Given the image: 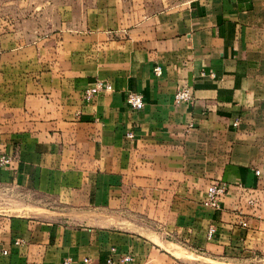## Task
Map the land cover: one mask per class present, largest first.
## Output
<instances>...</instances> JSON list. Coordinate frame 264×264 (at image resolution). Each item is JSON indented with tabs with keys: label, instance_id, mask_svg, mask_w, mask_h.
I'll list each match as a JSON object with an SVG mask.
<instances>
[{
	"label": "crops",
	"instance_id": "0c3cea01",
	"mask_svg": "<svg viewBox=\"0 0 264 264\" xmlns=\"http://www.w3.org/2000/svg\"><path fill=\"white\" fill-rule=\"evenodd\" d=\"M27 36L0 39V187L57 205L0 212V264H264V0H79Z\"/></svg>",
	"mask_w": 264,
	"mask_h": 264
},
{
	"label": "rangeland",
	"instance_id": "374dc122",
	"mask_svg": "<svg viewBox=\"0 0 264 264\" xmlns=\"http://www.w3.org/2000/svg\"><path fill=\"white\" fill-rule=\"evenodd\" d=\"M79 0H0V39L7 41L9 36L16 35L20 41H26L32 29L40 28L55 16L56 9ZM38 203L45 207L56 208L55 202L45 195L30 193L21 188L7 189L0 187V212L4 213H26L33 214L34 210L29 204ZM55 206V207H54ZM57 208H60L58 206ZM135 224V222H133ZM150 225V223H145ZM112 227H128L124 222H111ZM157 241V239H154ZM160 242L163 247L180 253L177 246L185 251L192 252L187 246L181 244L177 239L165 238ZM177 245V246H176ZM183 264H218L208 262L202 258L177 257ZM255 264V263H254Z\"/></svg>",
	"mask_w": 264,
	"mask_h": 264
},
{
	"label": "built area",
	"instance_id": "2783aa9c",
	"mask_svg": "<svg viewBox=\"0 0 264 264\" xmlns=\"http://www.w3.org/2000/svg\"><path fill=\"white\" fill-rule=\"evenodd\" d=\"M154 72L156 75L161 74V68L155 67ZM113 90V86L108 81L98 79L96 80L92 85L87 87L84 90L83 97L86 101H90L95 95H98L101 92H111ZM173 101L177 105H190L194 101V96L191 91V89L187 86H180L177 88V90L174 93ZM126 103L135 110L141 109L143 107V97L140 93L136 92H129L126 95ZM234 125L237 124V122L233 123ZM194 127L193 123H188V128ZM129 136H132L130 133ZM11 161V158L8 155L1 154L0 155V167L5 166L9 164ZM256 174H259V171L256 170ZM228 190V185L224 182H215L211 183L205 193V198L203 199V204L209 207L213 208H219L220 207V198L226 194ZM243 225H246L245 222L242 223ZM215 232L214 227H209L208 229V236L210 237ZM4 253H6L4 251ZM131 256L126 255L121 259V262H129L131 261ZM68 259L65 261V264H68ZM111 263V259L107 260V264Z\"/></svg>",
	"mask_w": 264,
	"mask_h": 264
}]
</instances>
